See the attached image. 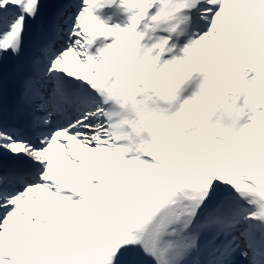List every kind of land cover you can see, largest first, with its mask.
Here are the masks:
<instances>
[{
  "label": "snow or ice",
  "instance_id": "obj_1",
  "mask_svg": "<svg viewBox=\"0 0 264 264\" xmlns=\"http://www.w3.org/2000/svg\"><path fill=\"white\" fill-rule=\"evenodd\" d=\"M0 264H264V0H0Z\"/></svg>",
  "mask_w": 264,
  "mask_h": 264
}]
</instances>
